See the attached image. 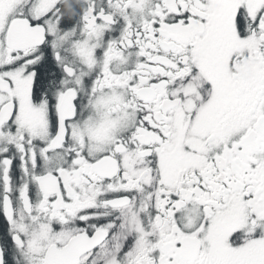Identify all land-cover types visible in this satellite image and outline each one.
<instances>
[{
    "label": "snow or ice",
    "instance_id": "snow-or-ice-1",
    "mask_svg": "<svg viewBox=\"0 0 264 264\" xmlns=\"http://www.w3.org/2000/svg\"><path fill=\"white\" fill-rule=\"evenodd\" d=\"M0 264H264V0H0Z\"/></svg>",
    "mask_w": 264,
    "mask_h": 264
}]
</instances>
